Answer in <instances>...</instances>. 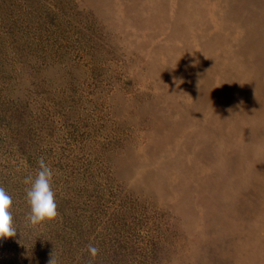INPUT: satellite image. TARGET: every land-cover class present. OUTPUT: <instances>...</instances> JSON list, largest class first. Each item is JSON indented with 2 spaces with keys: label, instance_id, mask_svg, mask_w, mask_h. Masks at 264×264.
<instances>
[{
  "label": "rangeland",
  "instance_id": "374dc122",
  "mask_svg": "<svg viewBox=\"0 0 264 264\" xmlns=\"http://www.w3.org/2000/svg\"><path fill=\"white\" fill-rule=\"evenodd\" d=\"M0 186V264H264V0H0Z\"/></svg>",
  "mask_w": 264,
  "mask_h": 264
},
{
  "label": "clouds",
  "instance_id": "9594fccd",
  "mask_svg": "<svg viewBox=\"0 0 264 264\" xmlns=\"http://www.w3.org/2000/svg\"><path fill=\"white\" fill-rule=\"evenodd\" d=\"M37 164L35 175H28L23 180L26 185L25 199L30 209L25 216L26 227L50 222L58 215L56 194L52 188L54 171L43 157L38 159ZM12 204V197L0 186V239L12 238L17 233L13 225ZM87 251L91 260L99 254V249L92 244L87 246ZM49 264H58L55 252L52 253Z\"/></svg>",
  "mask_w": 264,
  "mask_h": 264
}]
</instances>
